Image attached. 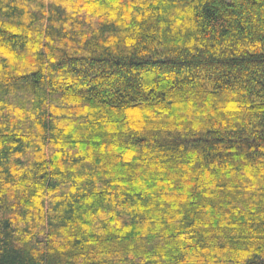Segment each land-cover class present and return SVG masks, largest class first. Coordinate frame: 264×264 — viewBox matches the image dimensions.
<instances>
[{
	"label": "trees",
	"instance_id": "16d2710c",
	"mask_svg": "<svg viewBox=\"0 0 264 264\" xmlns=\"http://www.w3.org/2000/svg\"><path fill=\"white\" fill-rule=\"evenodd\" d=\"M0 264H264V0H0Z\"/></svg>",
	"mask_w": 264,
	"mask_h": 264
}]
</instances>
